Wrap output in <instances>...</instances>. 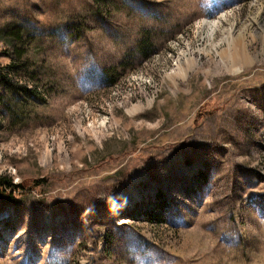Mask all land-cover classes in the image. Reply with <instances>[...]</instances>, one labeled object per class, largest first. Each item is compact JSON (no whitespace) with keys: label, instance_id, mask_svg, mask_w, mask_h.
I'll use <instances>...</instances> for the list:
<instances>
[{"label":"rangeland","instance_id":"1","mask_svg":"<svg viewBox=\"0 0 264 264\" xmlns=\"http://www.w3.org/2000/svg\"><path fill=\"white\" fill-rule=\"evenodd\" d=\"M0 177V264H264V0H0Z\"/></svg>","mask_w":264,"mask_h":264},{"label":"bare ground","instance_id":"2","mask_svg":"<svg viewBox=\"0 0 264 264\" xmlns=\"http://www.w3.org/2000/svg\"><path fill=\"white\" fill-rule=\"evenodd\" d=\"M220 22H221V20L220 21H211V22L206 21L205 23H203V27L212 28V31H213L212 33H214L219 28V26L221 24ZM212 35H211V37H212ZM224 40L227 42L229 49L232 48V50H234V51H232L233 55H231V56H234V58L237 59L238 57L246 54V46H245L244 42L242 40H240V41H237L235 43V41H233V39H232L231 30H230V33L228 34V36L226 37V39H224ZM240 58H243V57H240ZM183 71H184V69H181V72H183Z\"/></svg>","mask_w":264,"mask_h":264},{"label":"trees","instance_id":"3","mask_svg":"<svg viewBox=\"0 0 264 264\" xmlns=\"http://www.w3.org/2000/svg\"><path fill=\"white\" fill-rule=\"evenodd\" d=\"M22 189H23V186H21L20 184L16 185L13 183L12 180L7 181L3 177H0V193H4V194L6 193L10 195V194L15 193L16 191L19 192ZM148 215L152 216V213H149Z\"/></svg>","mask_w":264,"mask_h":264}]
</instances>
